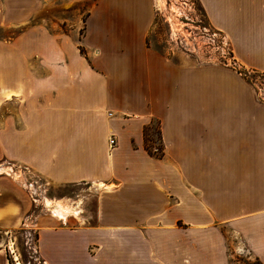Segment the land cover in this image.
I'll return each instance as SVG.
<instances>
[{"label":"crops","instance_id":"crops-1","mask_svg":"<svg viewBox=\"0 0 264 264\" xmlns=\"http://www.w3.org/2000/svg\"><path fill=\"white\" fill-rule=\"evenodd\" d=\"M60 1L0 0L49 12L0 38V174L19 165L52 184L101 186L93 222L68 213L39 227L44 263L239 264L247 252L264 264V101L253 85L152 48L153 0H95L84 19L71 7L73 20ZM198 1L233 60L264 74V0ZM153 122L162 158L145 148ZM28 205L0 188V227L18 226Z\"/></svg>","mask_w":264,"mask_h":264},{"label":"rangeland","instance_id":"rangeland-1","mask_svg":"<svg viewBox=\"0 0 264 264\" xmlns=\"http://www.w3.org/2000/svg\"><path fill=\"white\" fill-rule=\"evenodd\" d=\"M47 1V0H44ZM95 0H84L73 4L71 0H61V9L70 11L59 12L69 20L75 18L72 8L79 7L84 19L88 7ZM155 20L149 34V45L169 56L173 60L185 64H213L231 67L241 74L248 83L253 85L257 98L264 101V76L260 72L244 69L233 60L231 47L227 37L211 27L205 17L198 0H153ZM40 11L32 12V9ZM33 14V15H32ZM21 25L15 24L19 19L31 16ZM53 20V14L50 13ZM48 7H0V38H11L22 28L35 22H47ZM151 136L155 146L161 148L157 123H152ZM152 145V147H154ZM9 174H0L7 179L0 188L11 187L12 191L20 190L32 205L27 206L22 222L16 227H0V244L5 247L8 264H45L38 254V229L44 224H51L50 217H64L68 213L85 215L93 222L96 211L99 187L93 184L56 185L27 168L15 165ZM11 200V194H6ZM5 200V199H4ZM63 213V214H62ZM60 223L62 220L59 221ZM236 253L233 259L239 264L254 263L256 260L250 253Z\"/></svg>","mask_w":264,"mask_h":264},{"label":"trees","instance_id":"trees-1","mask_svg":"<svg viewBox=\"0 0 264 264\" xmlns=\"http://www.w3.org/2000/svg\"><path fill=\"white\" fill-rule=\"evenodd\" d=\"M240 74H243L241 71H238ZM263 76H264V74L263 73H261ZM153 130V127H152V125L151 126H147L146 128H145V148L147 149V151L151 154V155H153V156H156V157H159V158H162L163 157V155H164V153H163V148H164V146H163V143H162V140H161V136H160V132H159V130H158V127H157V133H158V135H159V141H160V143H161V148H160V153H154L153 151H152V145L155 143V141H154V139L152 138V136H151V131ZM256 261L254 262V263H248V264H262L261 263V261H259L258 259H255Z\"/></svg>","mask_w":264,"mask_h":264},{"label":"built area","instance_id":"built-area-1","mask_svg":"<svg viewBox=\"0 0 264 264\" xmlns=\"http://www.w3.org/2000/svg\"><path fill=\"white\" fill-rule=\"evenodd\" d=\"M115 142H116V141H115V138L112 137V138L110 139L111 147L114 146ZM154 144H155V143H154ZM154 144H153V145H154ZM151 149H152V151H153L154 153H160V147H157V146L154 145V147H152Z\"/></svg>","mask_w":264,"mask_h":264}]
</instances>
